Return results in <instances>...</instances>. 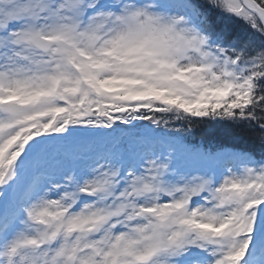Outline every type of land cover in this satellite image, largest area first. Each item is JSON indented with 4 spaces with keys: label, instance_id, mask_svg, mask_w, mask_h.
Instances as JSON below:
<instances>
[{
    "label": "snow or ice",
    "instance_id": "6c2138e0",
    "mask_svg": "<svg viewBox=\"0 0 264 264\" xmlns=\"http://www.w3.org/2000/svg\"><path fill=\"white\" fill-rule=\"evenodd\" d=\"M0 264H264V0H0Z\"/></svg>",
    "mask_w": 264,
    "mask_h": 264
},
{
    "label": "trees",
    "instance_id": "16d2710c",
    "mask_svg": "<svg viewBox=\"0 0 264 264\" xmlns=\"http://www.w3.org/2000/svg\"><path fill=\"white\" fill-rule=\"evenodd\" d=\"M205 139L207 140H211L213 139V134L206 132L205 130L202 129H196L191 136V139L195 142V141H199L201 139Z\"/></svg>",
    "mask_w": 264,
    "mask_h": 264
}]
</instances>
